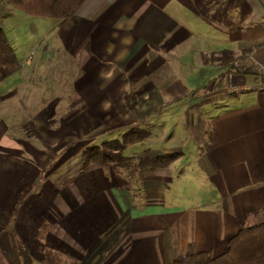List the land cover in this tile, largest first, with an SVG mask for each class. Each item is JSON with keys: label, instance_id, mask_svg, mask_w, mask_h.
<instances>
[{"label": "crops", "instance_id": "crops-1", "mask_svg": "<svg viewBox=\"0 0 264 264\" xmlns=\"http://www.w3.org/2000/svg\"><path fill=\"white\" fill-rule=\"evenodd\" d=\"M78 7L34 47L57 51L66 73H77L65 100L47 96L10 134L13 99L38 94V59L19 60L12 90L0 79V264H23V248L32 264L220 255L242 225L264 220V85L254 87L253 64L264 61V0ZM223 49L235 57L208 61ZM134 126L144 137L125 145L128 164L84 161L98 136ZM167 151L180 155L165 167L141 161Z\"/></svg>", "mask_w": 264, "mask_h": 264}, {"label": "trees", "instance_id": "trees-1", "mask_svg": "<svg viewBox=\"0 0 264 264\" xmlns=\"http://www.w3.org/2000/svg\"><path fill=\"white\" fill-rule=\"evenodd\" d=\"M12 7L35 16L56 18L60 22L67 21L73 15L82 0H6ZM0 22V79L16 71L21 62L17 51L13 48L9 36ZM235 57L228 49L221 50L217 54L208 57V61L218 60V63H227ZM128 106L133 108L134 104L127 98ZM144 129L141 127H130L121 133L120 138L105 140L101 144L86 146L84 149V161L96 164L109 163L128 164L129 156L123 155V149L131 140L144 137ZM180 155L177 151H167L155 156L142 157L141 161L151 168L169 164ZM115 165V164H114ZM21 257L23 264H32V259L27 248L22 249ZM171 264H264V220L259 223L242 225L237 232L228 240L227 246L219 255H214L210 250L189 251L187 254H176Z\"/></svg>", "mask_w": 264, "mask_h": 264}, {"label": "rangeland", "instance_id": "rangeland-1", "mask_svg": "<svg viewBox=\"0 0 264 264\" xmlns=\"http://www.w3.org/2000/svg\"><path fill=\"white\" fill-rule=\"evenodd\" d=\"M0 22L3 24L4 30L7 36H9L11 44L13 48L16 49L17 56L22 63L26 59L29 60L31 55L38 59L36 67L38 76L35 80L31 81L32 85H35V87H31L32 91H37L38 94L26 97L17 96L13 99L15 101V107L9 111V115L6 114V122L8 123L7 128L10 134L16 133L17 135L20 133V130H22L20 128L21 120L27 116H31L33 112L41 107L47 96L58 91L60 92L59 94H61L59 96H63L62 98L65 100L64 96L68 91V87L66 86L67 77L69 80L71 75L77 73L70 71L66 73L65 67H67V65L59 60V55L56 53L57 51L55 55H53V53L49 51L46 52L47 50L40 51V49L34 48L38 44H43L46 38L49 39L50 29L54 28L56 18L52 19L51 17H39L29 13L26 14V12L20 9L13 8L6 0H0ZM19 73V71H16L9 74L2 85V89L3 87H9L12 90L13 88L10 87V85L16 84V81L19 79ZM49 99L50 97L48 100ZM22 100L26 101L25 105H22V103H24ZM67 106L68 104L66 102H61L60 100L57 109L65 111ZM15 122L16 124L19 122L18 127L14 125ZM114 137H120V135L117 133H106L103 136H98L97 141H95L96 145L103 140H111ZM95 142H93V144ZM129 148V145L125 146V153L130 152ZM129 170L130 168L128 167L125 171L127 172ZM154 253L159 256L157 246Z\"/></svg>", "mask_w": 264, "mask_h": 264}, {"label": "built area", "instance_id": "built-area-1", "mask_svg": "<svg viewBox=\"0 0 264 264\" xmlns=\"http://www.w3.org/2000/svg\"><path fill=\"white\" fill-rule=\"evenodd\" d=\"M234 64L238 66V62L234 61ZM253 64H254L255 70L257 72L256 73V79H257V81L254 83V87H261V86L264 85V79H262V76H264V61H260V60L254 59L253 60ZM232 87H230V88H232ZM237 87L238 86H234L235 89ZM227 89H229V86L226 87V90Z\"/></svg>", "mask_w": 264, "mask_h": 264}]
</instances>
